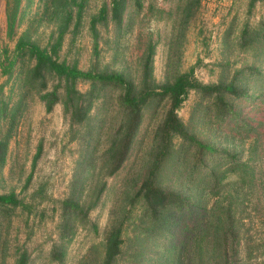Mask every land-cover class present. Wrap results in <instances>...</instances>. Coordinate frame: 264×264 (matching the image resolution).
I'll list each match as a JSON object with an SVG mask.
<instances>
[{
    "label": "rangeland",
    "instance_id": "obj_1",
    "mask_svg": "<svg viewBox=\"0 0 264 264\" xmlns=\"http://www.w3.org/2000/svg\"><path fill=\"white\" fill-rule=\"evenodd\" d=\"M13 1L0 0V142L5 145L0 195L13 193L20 204L8 215L0 213V264H101L105 235L120 222L123 250L154 252L143 235L150 233L149 219L140 203L130 205V197L146 172V153L166 101L142 109L126 161L108 176L100 153L104 136L120 121L110 104L115 90L106 87L109 99L92 102L85 120L75 122L64 82L45 78L40 90L41 81L32 79L28 44L48 54L57 46L58 63L91 75L120 74L137 89L146 68L148 87L191 70L203 85L233 81L243 88V97L229 100L237 121L217 122L211 99L195 92L177 110L191 136L233 155L236 166L218 192L210 187L198 192L178 176L189 170L193 148L180 156L175 173L172 168L161 173V187L185 194L187 205L200 201L202 219L192 226L188 211L172 217L158 245H166V252L170 248L163 264H264V2L126 0L120 29L108 20L91 30L90 20L99 9H108L109 0H19L14 17ZM190 1L192 13L182 24ZM69 13L55 45L61 19ZM73 88L85 93L91 85L77 80ZM52 90L59 100L46 112L39 95ZM179 144L174 138V147ZM67 199L77 202L82 213L71 217L73 229L62 239L60 215ZM198 224L206 240L217 234L213 251H206V241L198 249L192 239L190 230ZM175 234L174 251L169 239ZM58 250L60 259L54 254ZM130 262L123 256L116 264Z\"/></svg>",
    "mask_w": 264,
    "mask_h": 264
},
{
    "label": "trees",
    "instance_id": "obj_2",
    "mask_svg": "<svg viewBox=\"0 0 264 264\" xmlns=\"http://www.w3.org/2000/svg\"><path fill=\"white\" fill-rule=\"evenodd\" d=\"M263 1L264 0H252ZM19 0L13 1L12 16H15L18 8ZM8 3H6V11ZM193 3L187 2L183 10V22L185 24L192 13ZM126 7V0H109V7L99 9L97 15L90 20L91 30H95L97 23L105 24L108 20L113 24L115 29L122 27L123 14ZM71 18L70 13L63 17V27L60 28V34L56 39L55 45H59L62 32L67 28V22ZM14 21L8 23L11 31ZM21 39L17 45H20ZM32 45L28 49V55L33 59L34 65L31 68L32 79L41 81V89H44L45 78L55 77L64 82V95L66 97L67 106L70 109L72 119L81 123L85 120L92 102L99 100L105 102L109 99L105 92L106 87H111L115 90V95H110L112 106H115L119 114V124L110 133L104 136V148L100 153V158L103 160L106 175L113 176L117 173L124 162L126 161L136 131L141 121L142 109L153 103L166 101L167 110L164 113L161 123L155 128L151 138V145L146 153L147 169L138 184L135 191L130 197L131 204L140 203L143 208L146 219L149 220L150 233L145 235L147 246L152 248L151 256L140 252L139 250L125 251L123 250L124 241L122 240V222L112 225L104 238V251L101 264H116L123 256L130 258L129 264H163L169 258V249L166 252V245H158V241L165 234L166 227L172 217L182 218L183 213L188 211L192 226L201 222L202 215L200 211L201 203L187 205V197L185 194L176 190H169L161 187L159 184L161 173L169 168H172V173H175V167L178 165L180 156L187 154V149L193 148L192 163L187 173L178 171V176L182 181L187 180L188 186H197V191L201 192L210 187L212 192H218L224 187V180L229 173L235 170V157L225 152L215 151L212 146L202 144L193 136H191L185 126L177 117V110L180 108L189 92H195L202 97L210 98V106L213 110V118L217 122L237 121L239 116L232 113V105L229 100L240 99L244 96L243 88L234 84L233 81L228 83H219L214 85H203L192 75V71L188 70L185 73L175 74L167 83L148 87L146 85L147 68L144 70V79L137 89L131 82L127 81L120 74L111 75H91L90 73H82L74 67H69L63 63H58L54 56L57 46L47 53L44 49ZM77 80H85L90 82L91 89L85 93H77L74 91V84ZM39 90V92H40ZM114 92L113 90L111 93ZM40 100L44 103L46 112H50L52 107L58 102L59 94L56 90L46 92L39 95ZM115 111V112H116ZM239 128L242 126L239 125ZM180 139L178 147H174L173 139ZM5 145L0 142V167L4 163ZM185 162V160L183 161ZM179 178V179H180ZM20 204L19 200L13 193L0 195V213L8 215L15 207ZM203 209V206H202ZM82 212L79 209L78 203L67 199L63 202L62 213L60 215L62 222V236L66 238L70 235L73 227L70 219ZM199 218V219H198ZM198 219V220H197ZM124 221V220H123ZM198 226L190 230V235L197 244L198 249H202V243L206 241V251L211 252L214 249V243L218 238L216 233H211L209 239L206 240V235L203 229ZM150 234V235H149ZM177 234V233H176ZM176 234L169 240L173 242L171 249L174 251L178 248ZM177 242V243H176ZM169 246V245H168ZM56 258L60 259L61 253L54 251ZM210 256V254H206Z\"/></svg>",
    "mask_w": 264,
    "mask_h": 264
}]
</instances>
